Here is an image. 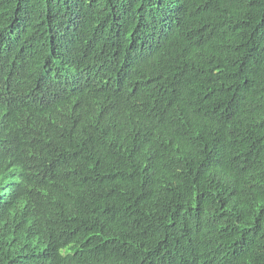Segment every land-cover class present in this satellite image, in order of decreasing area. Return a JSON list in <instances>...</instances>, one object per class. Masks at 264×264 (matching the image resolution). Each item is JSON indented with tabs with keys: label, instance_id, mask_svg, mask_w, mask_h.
Masks as SVG:
<instances>
[{
	"label": "trees",
	"instance_id": "16d2710c",
	"mask_svg": "<svg viewBox=\"0 0 264 264\" xmlns=\"http://www.w3.org/2000/svg\"><path fill=\"white\" fill-rule=\"evenodd\" d=\"M0 264H264V0H0Z\"/></svg>",
	"mask_w": 264,
	"mask_h": 264
}]
</instances>
